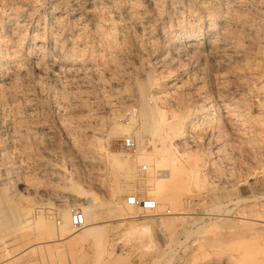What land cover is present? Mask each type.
<instances>
[{"label": "rangeland", "instance_id": "1", "mask_svg": "<svg viewBox=\"0 0 264 264\" xmlns=\"http://www.w3.org/2000/svg\"><path fill=\"white\" fill-rule=\"evenodd\" d=\"M0 24V264H264V0H0ZM147 74L164 112L141 134L148 154L174 115L189 134L168 138L174 177L135 157ZM153 180L170 194L159 210L116 214L127 195L155 198ZM81 201L99 229L60 237L55 207Z\"/></svg>", "mask_w": 264, "mask_h": 264}, {"label": "bare ground", "instance_id": "2", "mask_svg": "<svg viewBox=\"0 0 264 264\" xmlns=\"http://www.w3.org/2000/svg\"><path fill=\"white\" fill-rule=\"evenodd\" d=\"M74 10V9H73ZM132 14V13H131ZM53 17V16H52ZM14 23V22H13ZM44 24V23H43ZM1 25V24H0ZM4 27V26H3ZM2 28V27H1ZM187 33V36H190V33L186 32ZM113 34V33H112ZM108 36V34H107ZM185 36V35H184ZM113 41V40H112ZM174 41V40H173ZM213 41V40H211ZM194 44V43H193ZM224 44V43H223ZM196 47V46H195ZM195 47L193 50H195ZM214 47V46H213ZM190 48V46H189ZM201 49V48H199ZM202 50V49H201ZM194 53V52H192ZM11 54V53H10ZM198 54V53H197ZM252 59V58H251ZM5 60V59H4ZM13 60V59H12ZM245 60V59H244ZM11 62V61H10ZM257 63V62H256ZM16 64V63H15ZM259 64V63H258ZM257 64V65H258ZM13 67L15 66L14 64H12ZM2 68V67H1ZM5 68V67H4ZM17 68V67H16ZM14 69V68H13ZM254 69V68H253ZM16 70V69H15ZM4 72V71H3ZM7 72V71H6ZM2 73V72H1ZM10 73V72H9ZM3 74V73H2ZM14 74V73H13ZM251 74V73H250ZM13 76V75H12ZM151 78L150 75H146L145 79H141L142 81H139L137 82V87H138V95H139V98H140V107L138 109V117H139V122H138V125L136 127V130L134 131L135 134L139 137V141L142 143L141 146H139L137 149H136V153H135V157H136V160L140 161L141 159H146L149 164H150V169H153L155 166H158L160 165L162 162H167L169 163V165H171L172 169L170 170L171 171V174H170V171H169V177H174L176 173V171L178 170L179 167H183V165H176L175 163H177V151L176 148L175 150L173 151V147L171 146L172 145V141H170L169 139H172L173 136H179L181 135L180 137H184L186 139V137H189V134L188 132L185 131V128H183V121H184V116L182 115H174L175 119L172 121V122H169V123H166L168 125V127L165 129H163L162 131V136H160V143L156 146H154L153 148V151L154 152H151L152 154H148V150L146 148V143H148L147 141H145L144 139L141 138V134L142 132L148 130V129H153L156 128V125H157V121L158 120H154L155 117H158L159 119V122L162 120V115L164 114L163 111H160L159 108H157L156 106H151L149 103H148V87L149 85H152L150 83L151 81ZM205 78V77H204ZM2 79V78H1ZM231 86V85H230ZM261 86H259L260 88ZM248 88V87H247ZM251 89V88H250ZM246 90V89H245ZM234 91V90H233ZM187 93V92H186ZM250 93V92H249ZM167 94V93H166ZM153 95V93H152ZM181 95V94H180ZM155 96H158V95H155L154 94V97ZM160 96V95H159ZM175 96V95H174ZM185 96V94H184ZM161 97V96H160ZM167 97V96H166ZM180 97V96H179ZM183 97V95H182ZM157 98V97H156ZM159 98V97H158ZM185 98V97H184ZM183 98V99H184ZM160 99V98H159ZM249 99V98H248ZM165 100V99H164ZM180 100H181V97H180ZM251 100V98H250ZM255 101V100H254ZM256 102H257V99H256ZM264 102V101H263ZM261 102V103H263ZM171 104V103H170ZM260 104V103H259ZM156 105V104H155ZM262 107V106H260ZM164 108V107H163ZM214 107H213V104H211L209 107H205V108H200V111L199 113H195L194 115L190 116L191 118V129H194L196 128L199 123H198V119L197 120H194L195 117L197 118H201V119H204V117L206 115H211V114H214ZM186 111V110H185ZM198 112V111H197ZM172 113V112H171ZM187 114V113H186ZM200 115L202 117H200ZM247 116V115H246ZM165 119V118H164ZM165 121V120H164ZM204 122V121H203ZM248 122V121H247ZM250 122V121H249ZM215 124L219 125V122H215ZM186 125V124H185ZM249 126V125H248ZM251 126H253V124H251ZM249 126V128L251 127ZM127 124H117L115 125L114 124V129L113 131H122V129H127ZM245 127V126H244ZM247 128V127H246ZM251 129V128H250ZM253 129V128H252ZM248 130V128H247ZM245 130V131H247ZM249 131V130H248ZM259 132L256 130V133ZM247 133V132H246ZM245 133V134H246ZM250 133V132H249ZM252 133V132H251ZM255 133V131H254ZM254 133H253V136H254ZM250 136V135H248ZM169 138V139H168ZM251 138V137H250ZM256 138V137H255ZM169 140L167 142V140ZM255 140V139H254ZM186 141V140H185ZM155 145V143H154ZM208 145V144H207ZM152 146H153V143H152ZM190 148V147H189ZM209 148V147H208ZM189 152V151H188ZM110 155H109V160L110 162L113 164V165H116V166H121V165H125L128 163V158H126L125 156H122V154L119 152V151H110L109 152ZM196 152H194L193 154H195ZM207 153V152H206ZM209 153V152H208ZM237 153V152H236ZM205 155V154H204ZM209 155V154H208ZM202 156V155H201ZM247 156V155H246ZM205 157V156H204ZM204 159V158H203ZM205 162V161H204ZM210 162V161H209ZM141 165V164H140ZM210 165V164H209ZM211 166V165H210ZM142 168H146L147 166L145 165H142L141 166ZM154 179H157L158 181V178H154ZM169 179H167L168 181ZM154 181V184H152V188L153 190L155 191L156 193V197L154 198L157 202V208L156 210H159L161 205L162 204H165L166 201L169 200L170 198V194L168 195L167 193H164L163 191L161 192L160 191V188L158 186V182L155 180ZM199 183V180L196 179V184L198 185ZM148 184V183H147ZM151 185V184H150ZM162 185V184H161ZM201 185V183L199 184ZM72 186L74 187V189L76 191H79L80 190V187L78 186V183H73ZM166 187V186H165ZM169 187H167L168 189ZM166 189V190H167ZM16 190V189H15ZM165 190V189H164ZM17 191V190H16ZM11 193V192H10ZM20 192H18V197H20L19 199L21 198H29V197H26L28 194L27 192V195H22V194H19ZM91 193H93L91 191ZM31 194V193H30ZM86 194V193H85ZM152 194V193H151ZM94 195V194H93ZM14 196H17V195H14ZM31 196V195H30ZM138 197H141V195L137 194ZM152 196V195H151ZM154 196V195H153ZM1 197V196H0ZM11 197V196H10ZM70 197V196H69ZM82 197V196H81ZM3 198V197H2ZM17 198V197H16ZM32 198V197H30ZM29 198V200H30ZM72 198V197H71ZM12 199V198H11ZM14 199V198H13ZM12 199V200H13ZM94 199H96L95 196H93V199L92 198H88L87 201H94ZM18 200V199H17ZM74 200V199H73ZM126 200V198H125ZM23 201V200H22ZM26 201V200H24ZM21 202V200H20ZM74 202V201H73ZM8 203H9V200H8ZM23 203V202H22ZM77 203V202H76ZM85 203L84 201H81L79 202V206L78 209L84 214V217H85V224L84 226L82 227H75L77 229V231L79 230L78 233H75V234H81V237H87L89 235H93L97 232V229H99L98 227H100L99 225L97 226L93 220H96L98 216V212L95 210V206L94 205V202L92 204H83ZM4 204V203H3ZM11 204V203H10ZM27 204V203H26ZM75 204V202H74ZM167 204V203H166ZM9 205V204H8ZM7 206V208L10 206ZM24 205V204H22ZM29 205V204H28ZM61 205V204H60ZM63 205V204H62ZM5 205L3 207H6ZM31 206V205H30ZM32 207V206H31ZM163 207V206H162ZM117 208V207H116ZM137 207H134L133 205H130V204H127L126 201H125V205L121 208V211L120 212H117L116 214L117 215H120L121 217L123 218H127V217H134L136 218L135 216H137ZM9 210H12L11 207L8 208ZM65 209V208H64ZM63 208H60V206L58 208L55 207V211L54 213L57 214V215H60L62 217V225L60 226V232L58 233V235L60 237H64L65 234L70 231L72 229V226L70 225L69 221V217H70V214H68L67 210H64ZM68 209V208H67ZM119 209V207L117 208V210ZM2 210V209H1ZM34 210V209H33ZM70 210H74V209H70ZM139 210V209H138ZM37 211V210H36ZM50 211V210H49ZM119 211V210H118ZM8 212V210H7ZM6 212V213H7ZM52 212V211H51ZM144 212V211H143ZM153 212V211H152ZM29 213V212H28ZM45 213V212H44ZM71 213V212H70ZM140 213V212H139ZM172 213V212H170ZM183 213V212H181ZM144 214V213H143ZM150 214V213H149ZM160 214V213H159ZM173 214V213H172ZM220 214V213H219ZM7 215H9V213H7ZM18 215V214H17ZM31 215V214H30ZM141 215V214H140ZM156 215V214H155ZM161 215V214H160ZM4 216V215H3ZM10 216V215H9ZM49 216V214H48ZM11 217V216H10ZM31 217V216H30ZM160 217V216H159ZM158 217V218H159ZM9 218V217H8ZM29 218V217H28ZM243 218V217H242ZM49 219V218H48ZM160 219V218H159ZM135 220V219H134ZM35 223V222H34ZM134 224L130 227L129 229V233L130 232H141L142 234L148 232V230H150V227L148 226V223L146 222H133ZM56 225V224H55ZM75 229V230H76ZM54 232V231H53ZM34 233V232H33ZM149 233V232H148ZM140 234V233H139ZM35 235V234H34ZM30 236V235H29ZM48 236V235H47ZM78 236V235H77ZM76 236V237H77ZM80 236V235H79ZM35 237V236H34ZM30 238H32L30 236ZM19 239V237H18ZM29 239V238H28ZM24 240V239H23ZM20 241V240H19ZM28 244V243H27ZM26 245V244H25ZM18 246V245H17ZM16 246V247H17ZM22 247V246H21ZM25 249H26V246H23ZM11 249V248H10ZM8 248H4V247H0V258L3 257L2 255H7L9 253V250ZM14 249V248H13ZM12 249V250H13ZM20 251L21 250H24V249H19ZM14 251V250H13ZM12 251V252H13ZM15 251H18V249L16 248ZM14 251V252H15ZM11 253V252H10ZM79 254V253H78ZM12 255V254H11ZM10 255V256H11ZM9 256V257H10ZM5 257V256H4ZM3 259V258H2ZM2 261V260H1ZM26 262V261H25ZM22 264V263H21Z\"/></svg>", "mask_w": 264, "mask_h": 264}, {"label": "built area", "instance_id": "3", "mask_svg": "<svg viewBox=\"0 0 264 264\" xmlns=\"http://www.w3.org/2000/svg\"><path fill=\"white\" fill-rule=\"evenodd\" d=\"M124 145L128 149H133L135 144L132 137L124 139ZM126 203L137 207L143 211H155L157 208V202L154 198L149 196L138 197L136 194L126 196ZM70 224L72 227H82L85 224L84 214L79 209H74L70 213Z\"/></svg>", "mask_w": 264, "mask_h": 264}]
</instances>
